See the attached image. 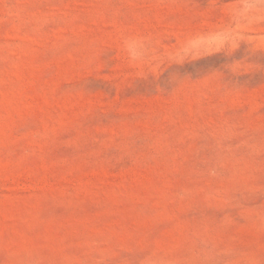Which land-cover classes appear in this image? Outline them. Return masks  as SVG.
Instances as JSON below:
<instances>
[{
	"label": "rangeland",
	"instance_id": "374dc122",
	"mask_svg": "<svg viewBox=\"0 0 264 264\" xmlns=\"http://www.w3.org/2000/svg\"><path fill=\"white\" fill-rule=\"evenodd\" d=\"M0 264H264V0H0Z\"/></svg>",
	"mask_w": 264,
	"mask_h": 264
}]
</instances>
